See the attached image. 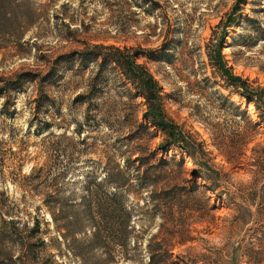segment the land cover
Segmentation results:
<instances>
[{
	"label": "rangeland",
	"instance_id": "1",
	"mask_svg": "<svg viewBox=\"0 0 264 264\" xmlns=\"http://www.w3.org/2000/svg\"><path fill=\"white\" fill-rule=\"evenodd\" d=\"M244 1L245 5H238L239 0H0V78L35 77V81L24 79L16 97V115L6 120L7 131L0 137L6 141L1 148L5 158L0 191L18 209L22 231L31 230L36 220L40 223L39 237L48 245L42 255L45 263L52 255L53 264H82L62 243L45 206L47 197L68 203L70 212L69 205L80 202L76 194L94 171L89 162L102 168L109 162L122 164L130 157L128 151L144 144L148 152L158 154L157 160H183L180 181L161 183L157 193L174 185L184 195L192 191L191 186L198 190L190 200L182 199L187 209L176 207L171 212L170 203L163 199L156 203L161 208L144 207L150 193H137L138 218L127 254L117 248L111 251L114 260L107 263V251H90V241L84 240L86 264H264L263 255L252 261L254 252L264 253L260 242L264 238V174L257 175L253 167V149L264 147V124H258L259 133L236 164L219 156L206 128L222 118L215 92L248 113L253 105L234 94L209 62L208 54L221 34L225 35L221 55L227 67L258 93L264 110V0ZM100 46L136 53L137 64L158 83L166 121L204 143L211 155L203 160L225 178V188L211 192L204 171L187 154L175 148L159 151L166 137L145 120L144 99L115 66H105L108 80L94 88L97 64L103 62L91 54L93 47ZM53 68L58 77L43 87L49 103L38 112L35 101L41 79ZM252 115L258 123L256 109ZM47 122L53 129L44 133ZM139 125L149 130L137 142ZM53 145L66 153L60 165L49 159L47 148ZM50 165V179L60 170L66 175L54 188L46 189L31 170H47ZM205 205L207 209L199 212ZM18 256L15 251V259Z\"/></svg>",
	"mask_w": 264,
	"mask_h": 264
},
{
	"label": "trees",
	"instance_id": "2",
	"mask_svg": "<svg viewBox=\"0 0 264 264\" xmlns=\"http://www.w3.org/2000/svg\"><path fill=\"white\" fill-rule=\"evenodd\" d=\"M238 5H245V1L239 0ZM224 38V34L219 36L213 52L208 54L209 62L216 70L218 77L228 85L227 87L233 89L234 94L238 95L247 104L254 105L259 119V122L256 123L246 109L232 103L219 92H215L218 103L217 110L222 118L217 123H208L209 125L206 126L207 132L219 156L228 164H236L244 154V150L253 141L254 136L259 133L258 124H264V110L261 109L257 101L258 93L252 89L248 82L243 81L240 77H234L231 69L227 67L221 55ZM93 50L95 53L91 54L92 59H95V61L101 59L103 62L100 65L97 64L98 73L93 79L94 88H101V85H104L105 81L108 80L103 72L106 69L105 66H115L121 72V75L134 86L138 95L144 99L148 109L144 116L145 120L152 128H155L166 137L165 143L160 146L159 151L166 153L168 149L175 148L182 154H187L192 159V164L204 171V179L211 192L216 193L225 188L227 186L225 178H221L219 173L212 172L211 166L203 160L211 155V153L205 151L204 143L194 141L191 134L166 121L162 110L163 98L159 95L161 91L158 83L147 69L137 64L136 53L130 50L121 51L102 46L93 47ZM95 50L107 51L108 54H102L100 51ZM55 71H57V68H53L46 77L41 79L40 96L35 101L38 112L44 104L49 103L47 95L43 93V87L49 84V81L57 79L58 76H55ZM24 79L35 81L33 76H20L16 80L6 81L0 78V137L2 133L7 131L6 120L8 122L12 121L16 115V97L22 92ZM51 105H53L52 102ZM43 127L42 131L44 133H49L53 129V126H50L48 122ZM137 130L139 137L136 139L139 142L142 141L143 136L148 135L149 129L146 125H139ZM5 142L0 138V174H2L1 170L5 158L1 148L5 145ZM136 145L132 151L127 152L130 157L123 160L122 164L109 162L106 167L102 168L98 167L96 162H89L95 166L93 167L94 171L91 172V177L87 178L81 193L76 194V198L79 196L80 202L72 204L69 201L71 202V205H69L71 207L70 212L66 210L68 203L61 201L56 196L47 197L48 201H46L45 206L51 214L56 231L61 235L62 243L66 246L68 253L79 259L82 264L88 262L86 259L87 248L90 251L97 248L106 250L108 253L107 263L114 260L111 251H115L117 248L121 249L122 255L127 254L128 247L133 239L132 235L135 233V218H138L135 214L138 206L134 204V196L137 193L141 194L142 191L150 193L149 199L144 200V207L152 205L154 209L161 208L156 203L161 202V199H163L170 203L168 211L171 212L176 207L187 209L189 206L183 200H190L192 193L198 190L197 186H191L192 191H187L184 195L181 194L184 190L174 185L170 189L157 193L161 183L167 182V184L173 185L175 182L180 181L185 170L183 160L175 162L174 160H166L165 157L157 160L158 154L148 152L144 144ZM253 151L256 155L253 167L256 168L257 175H263L264 147L259 150L254 148ZM47 152L54 165L56 163L60 165L63 158L67 157L66 153L56 145L47 148ZM196 157H199L200 163ZM60 171L58 176L53 179L49 178L53 172L51 165L47 167V170L32 169L31 174L34 179L40 181L39 183L43 188L47 189L54 188L53 184L65 177L66 171ZM99 174H103L102 178L98 176ZM260 180L256 179L257 182ZM202 196L204 200L208 201L205 194ZM206 209L207 206L205 205L201 209L198 208V211H205ZM18 212V209L10 202L6 194L0 191V264H53L51 262L52 255L47 257L48 263H45L42 259L48 245L39 237L42 232L38 220L35 221L31 230L25 229L23 232L19 228V217L16 216ZM78 237L79 239H77ZM69 240L70 245L68 244ZM84 240L90 241L89 247H81ZM260 242L262 243L261 248H264V238L260 239ZM76 245L81 247L80 250L72 247ZM162 247L158 246L156 249L163 251ZM15 251L19 253L16 259L14 257ZM262 255L264 256V253L261 254V251L254 252L252 261H255V258L259 259V256ZM124 258L126 259V256Z\"/></svg>",
	"mask_w": 264,
	"mask_h": 264
},
{
	"label": "bare ground",
	"instance_id": "3",
	"mask_svg": "<svg viewBox=\"0 0 264 264\" xmlns=\"http://www.w3.org/2000/svg\"><path fill=\"white\" fill-rule=\"evenodd\" d=\"M253 112H255V108H254L253 105H250V106H249V114L251 115V118H252V119L256 120V118L254 117V115H252Z\"/></svg>",
	"mask_w": 264,
	"mask_h": 264
},
{
	"label": "water",
	"instance_id": "4",
	"mask_svg": "<svg viewBox=\"0 0 264 264\" xmlns=\"http://www.w3.org/2000/svg\"><path fill=\"white\" fill-rule=\"evenodd\" d=\"M249 104H250V103H249ZM249 104H248V105H249Z\"/></svg>",
	"mask_w": 264,
	"mask_h": 264
}]
</instances>
